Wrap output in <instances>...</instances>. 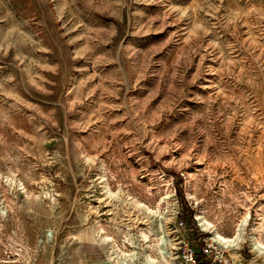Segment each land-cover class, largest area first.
Masks as SVG:
<instances>
[{"label": "rangeland", "instance_id": "rangeland-1", "mask_svg": "<svg viewBox=\"0 0 264 264\" xmlns=\"http://www.w3.org/2000/svg\"><path fill=\"white\" fill-rule=\"evenodd\" d=\"M216 235L264 264V0H0V264Z\"/></svg>", "mask_w": 264, "mask_h": 264}, {"label": "built area", "instance_id": "built-area-1", "mask_svg": "<svg viewBox=\"0 0 264 264\" xmlns=\"http://www.w3.org/2000/svg\"><path fill=\"white\" fill-rule=\"evenodd\" d=\"M183 223L178 224V228ZM231 247L219 244L212 238L200 237L198 243L183 238L179 242L178 264H239V259L231 254Z\"/></svg>", "mask_w": 264, "mask_h": 264}, {"label": "bare ground", "instance_id": "bare-ground-1", "mask_svg": "<svg viewBox=\"0 0 264 264\" xmlns=\"http://www.w3.org/2000/svg\"><path fill=\"white\" fill-rule=\"evenodd\" d=\"M204 222H201V225L202 226H204ZM216 240L218 241V242H220V243H223V244H225L226 246H228V247H236V245H237V243H238V237H236V238H234V239H225V238H223V237H221V236H218V235H216ZM214 240V239H213ZM215 241V240H214ZM216 241V242H217ZM253 249L254 250H258V252H259V250H261V249H264V246H262L259 242H253Z\"/></svg>", "mask_w": 264, "mask_h": 264}]
</instances>
